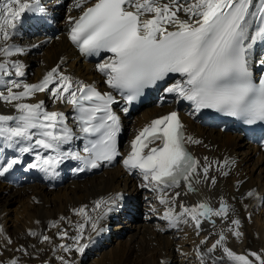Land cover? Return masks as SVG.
I'll return each instance as SVG.
<instances>
[{
  "label": "snow or ice",
  "instance_id": "6c2138e0",
  "mask_svg": "<svg viewBox=\"0 0 264 264\" xmlns=\"http://www.w3.org/2000/svg\"><path fill=\"white\" fill-rule=\"evenodd\" d=\"M87 3L88 0H75L74 7L82 9V14L70 18L69 39L82 54L111 53L106 62L97 65V70L106 77L108 87L129 104L145 88L164 81L170 74H178L182 79L165 91L189 101L197 112L212 109L248 125L264 123V76L254 82L249 62L254 46L264 43V0H95L85 8ZM43 11L40 0H0V102L15 109L13 115L0 114V176L22 162L20 156H4L6 149H15L21 156L35 152V162L28 164V168L53 177L66 159L80 161L82 167L78 171H84L99 168L103 162L111 164L120 155V118L112 110L117 101L111 92L101 93L94 85L74 82L58 67L37 84L13 78L25 75L24 66L8 58L24 50L7 42L26 13ZM181 12L184 18L179 15ZM37 92H49L54 101L71 104L78 132L69 126L65 113L48 111L43 101L25 102ZM77 139L87 141L83 149L87 155L64 150L65 145ZM157 141L158 146L149 148ZM194 143L200 141L185 135L184 125L173 111L153 120L136 135L123 164L129 172H139L146 182L143 186L159 194L160 204L172 205L162 217L170 227L191 222L199 234L203 220L211 221L213 216L227 219L229 207L223 200L215 209L207 202L192 207L181 204V211L176 213L175 200L181 193L175 192L169 198V189L183 185L187 193H192L197 191L194 184L216 183V178L209 175L215 162L205 157L202 165L185 147ZM247 195L252 197L255 193L249 191ZM115 199L102 198L93 210L110 205ZM110 211L112 208L106 207V212ZM76 213L91 222L94 230L97 228L85 208ZM239 224V220H232L235 228ZM85 226L78 224L77 235L71 237L75 251L80 253L87 247L81 243ZM228 231L236 238L242 236L234 228ZM59 235L63 239L68 233ZM226 239L222 230L208 253L220 248L233 264H264V254L238 255L225 246ZM43 240L49 241L50 237L44 236ZM60 247L64 252L73 250L71 245ZM197 255L200 264H205L199 250ZM59 259L62 264H70L64 257ZM212 264L218 261L213 260Z\"/></svg>",
  "mask_w": 264,
  "mask_h": 264
},
{
  "label": "bare ground",
  "instance_id": "6f19581e",
  "mask_svg": "<svg viewBox=\"0 0 264 264\" xmlns=\"http://www.w3.org/2000/svg\"><path fill=\"white\" fill-rule=\"evenodd\" d=\"M69 56H75L74 50L61 36L44 48V53L39 56L40 58L28 57L26 62L30 66L31 64H36L34 73L39 76L43 69L50 67L56 60L60 58L64 60ZM2 59L3 57H0V60ZM68 65L80 77L92 74L90 66H85V64L71 61ZM164 110L149 107L143 112L141 119L146 120L153 115L162 113ZM186 121L190 132L212 145L211 149H202L203 152L212 156L227 154L238 159L236 165L237 175L221 176L217 172L210 171L209 175L216 178V183L213 185L208 181L198 185L194 184L193 186L197 191L187 193L186 190L182 196L177 197L178 203L192 207L201 202H207L215 209L219 207L221 200H223L229 207L227 219L221 218L215 221V217L213 227H207L202 237L204 234L208 235L206 238L204 235V239H202H206L207 243L213 244L223 230L227 236L225 246L236 254L247 255L250 252L264 254V204L257 209L251 199L246 196L247 192L252 189L258 194L264 195V156L256 153L254 157L256 149L243 140L239 134L229 131L220 132L216 128L201 127L189 120ZM55 190L54 193L57 195L54 198H50L46 195L48 191L43 185L29 184L19 189H8L0 182V248L4 250L5 255L13 256L18 254L14 250V242L11 241V244L7 243L8 239H14L22 247H26L28 254L33 257V262L42 260L46 255L45 252L50 251L55 243L54 237H56L57 229L64 227L71 234L73 231H77L75 224L80 222L81 219H85L77 215V209L82 207L86 211L91 209L94 202L109 191L122 190L136 201L139 195L138 191L133 187L130 178L121 175L117 166L103 170V173L96 178L85 179L84 182L73 180L60 189ZM16 202L21 203L22 209L19 210L22 212V218L12 228L14 229L12 230L13 232H10L5 219V214L9 211L6 205ZM19 217L21 216L19 215ZM232 220L240 221L238 229L232 225ZM94 221L98 227L100 221ZM81 223L84 222L81 221ZM52 224L56 226L53 227L51 226ZM126 225L128 226L127 229H124V234L127 239H117L115 248L110 252H99L98 257L95 258L97 260L92 258L91 262L92 260L93 262L88 264H183L182 259L177 258V253L174 252L175 243L169 241L167 235L155 233L145 224L133 225L129 223ZM89 227H91V222L84 228V232ZM230 227L240 231L242 236L239 238L233 236L228 231ZM119 228L122 229V226L116 224L113 230ZM181 230L186 232L183 241L192 242L196 239L193 229L189 225L181 226ZM30 233H35V235H30ZM60 233L58 231L57 237L60 236ZM41 234L50 237V240L39 243L37 240ZM153 234L155 235V240H157L156 242L151 237ZM239 240L242 241L240 242ZM85 242L86 238L81 243L85 244ZM65 244L73 246V250L69 252L71 257L68 258L64 252L59 257H64L70 261V264H83L85 260L82 257L87 259L91 253L86 249L83 253L75 251L73 240L68 239V243ZM184 250L186 251L187 248ZM216 250L219 252L218 255H220L222 249L217 248ZM59 257L58 260L51 259L52 264H57L53 263V261H58V264H62ZM1 258V262L4 263L10 262L12 259L6 260L3 256ZM205 264L212 263L206 262ZM218 264H233V262L228 259H222Z\"/></svg>",
  "mask_w": 264,
  "mask_h": 264
},
{
  "label": "rangeland",
  "instance_id": "374dc122",
  "mask_svg": "<svg viewBox=\"0 0 264 264\" xmlns=\"http://www.w3.org/2000/svg\"><path fill=\"white\" fill-rule=\"evenodd\" d=\"M44 53V52H43ZM43 55V54H42ZM69 62H70V60H68ZM67 61V63H69ZM256 156V154L254 155V157ZM245 166V165H244ZM247 170V169H246ZM101 173V172H100ZM100 173H97V174H94V175H91V176H88V177H86V178H83V180L81 179V180H78V181H82V182H84L85 181V179H91V178H96L97 176H100L102 173H103V171H102V173L100 174ZM96 175V176H95ZM95 176V177H94ZM67 184V183H66ZM65 185V184H64ZM63 185V186H64ZM62 186V187H63ZM24 187V186H23ZM61 188V187H60ZM60 188H57V189H60ZM48 191V192H47ZM47 191H45V192H47L46 193V195L48 196V197H50V198H54L57 194L56 193H54L56 190H47ZM63 191V190H62ZM20 204V205H19ZM6 208H9V211L8 212H6V225H7V228H8V230L10 231V232H13L12 230H14V229H12V228H14V226H16L18 223H19V221L21 220V218H22V212L20 211L21 209H22V207H21V203H18V202H16V203H11L10 205H6ZM20 209V210H19ZM264 213V212H263ZM21 216V217H19V215ZM18 215V217H16ZM263 215V214H262ZM8 218V219H7ZM17 218V219H16ZM20 218V219H19ZM219 219H221L220 217H216V219H215V221H218ZM226 220V219H225ZM223 221V220H222ZM220 223V222H219ZM53 225V224H52ZM51 225V226H52ZM220 225H221V223H220ZM10 228V229H9ZM58 231H60V232H65L66 230H65V228L64 227H61L60 229H57L56 230V237H54L55 238V243H54V245H53V247L51 248V250L50 251H48V252H45L46 253V255L42 258V260H39V261H36V262H33L32 260H33V257L30 255V254H28V251L26 250V247H22L20 244H18V243H16V241L14 240V239H11V241L12 242H14V244H15V248H14V250H15V252L16 253H18V254H14L13 256H8V255H5V252H4V250H2L1 248H0V258L3 256L6 260H8V259H10V258H12L10 261H12V260H14V261H16L17 262V264H52V262H51V259H53V260H58V257H59V255H61V254H63V249L60 247V245H62V244H64V241H65V243H68V239L70 238V232H67L68 233V238H61L60 236H58L57 237V233H58ZM77 231H73L72 232V234H71V236H73L75 233H76ZM205 235V234H204ZM204 235H203V237H204ZM43 237H44V235H40L39 237H38V240L37 241H39V243H44L45 242V240H43ZM152 239L156 242L157 240H155V235L153 234L152 236ZM202 237V238H203ZM85 239V238H84ZM83 239V240H84ZM122 239H127V238H125V235L122 237ZM204 239V238H203ZM240 242L242 241V240H239ZM11 242V243H12ZM10 243V244H11ZM116 243H117V241H113L112 242V244L110 245V246H108L107 248H105L104 250H102V251H104V252H110L113 248H115L116 247ZM8 250V249H7ZM101 251V252H102ZM64 254L68 257V258H70L71 257V253H69V252H64ZM77 257H78V254H77ZM96 257H98V255L97 256H92L91 258L90 257H87V259H85L84 258V262H83V264H88V263H90L91 262V259L93 258V260L96 258ZM134 258H135V256H134ZM250 259H252V258H250ZM93 260H92V262H93ZM95 260H97V259H95ZM2 261V258L0 259V264H9V262H7V263H4V262H1ZM60 262H61V260H60ZM91 262V263H92ZM53 263H57L58 264V261H53ZM62 263V262H61Z\"/></svg>",
  "mask_w": 264,
  "mask_h": 264
}]
</instances>
